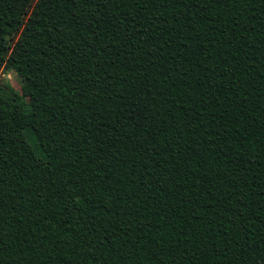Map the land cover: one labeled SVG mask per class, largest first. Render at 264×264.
Returning a JSON list of instances; mask_svg holds the SVG:
<instances>
[{"label": "trees", "instance_id": "trees-1", "mask_svg": "<svg viewBox=\"0 0 264 264\" xmlns=\"http://www.w3.org/2000/svg\"><path fill=\"white\" fill-rule=\"evenodd\" d=\"M0 264H264V0H0Z\"/></svg>", "mask_w": 264, "mask_h": 264}, {"label": "rangeland", "instance_id": "rangeland-1", "mask_svg": "<svg viewBox=\"0 0 264 264\" xmlns=\"http://www.w3.org/2000/svg\"><path fill=\"white\" fill-rule=\"evenodd\" d=\"M0 82L13 93L21 91L20 77L13 70L2 69L0 71Z\"/></svg>", "mask_w": 264, "mask_h": 264}]
</instances>
